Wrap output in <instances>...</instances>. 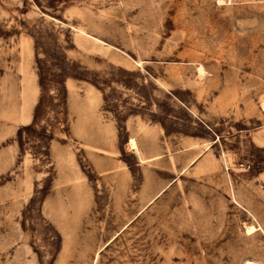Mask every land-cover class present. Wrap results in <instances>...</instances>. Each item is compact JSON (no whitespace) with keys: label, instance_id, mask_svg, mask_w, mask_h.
<instances>
[{"label":"rangeland","instance_id":"obj_1","mask_svg":"<svg viewBox=\"0 0 264 264\" xmlns=\"http://www.w3.org/2000/svg\"><path fill=\"white\" fill-rule=\"evenodd\" d=\"M246 262L264 0H0V264Z\"/></svg>","mask_w":264,"mask_h":264},{"label":"bare ground","instance_id":"obj_2","mask_svg":"<svg viewBox=\"0 0 264 264\" xmlns=\"http://www.w3.org/2000/svg\"><path fill=\"white\" fill-rule=\"evenodd\" d=\"M129 143H130V145L132 146V148H135V150H136L137 145H136V142H135V140H134L133 138L130 139ZM137 151H138V150H137ZM249 229H250V228H249ZM245 264H256V263H253V262H246Z\"/></svg>","mask_w":264,"mask_h":264},{"label":"crops","instance_id":"obj_3","mask_svg":"<svg viewBox=\"0 0 264 264\" xmlns=\"http://www.w3.org/2000/svg\"><path fill=\"white\" fill-rule=\"evenodd\" d=\"M130 140V139H129Z\"/></svg>","mask_w":264,"mask_h":264}]
</instances>
